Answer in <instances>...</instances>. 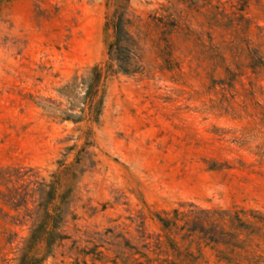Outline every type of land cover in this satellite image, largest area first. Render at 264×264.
<instances>
[{
  "label": "rangeland",
  "instance_id": "obj_1",
  "mask_svg": "<svg viewBox=\"0 0 264 264\" xmlns=\"http://www.w3.org/2000/svg\"><path fill=\"white\" fill-rule=\"evenodd\" d=\"M0 264H264V0H0Z\"/></svg>",
  "mask_w": 264,
  "mask_h": 264
},
{
  "label": "trees",
  "instance_id": "obj_2",
  "mask_svg": "<svg viewBox=\"0 0 264 264\" xmlns=\"http://www.w3.org/2000/svg\"><path fill=\"white\" fill-rule=\"evenodd\" d=\"M91 71L94 73V76L89 78L88 83H87V104L91 111L90 118L92 117V113L94 112V110L96 109L98 105V102L94 100L95 93H96L95 91H96L98 81L102 78V71L97 65L93 66ZM58 229H59L58 225L55 224L53 226V229L50 231H46L43 229L34 230L29 239L30 245L34 246L39 241L50 244V240L52 239H54L57 242L61 241L62 239L65 238V236L57 232ZM30 259L34 260L33 257H30Z\"/></svg>",
  "mask_w": 264,
  "mask_h": 264
}]
</instances>
